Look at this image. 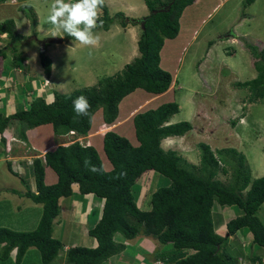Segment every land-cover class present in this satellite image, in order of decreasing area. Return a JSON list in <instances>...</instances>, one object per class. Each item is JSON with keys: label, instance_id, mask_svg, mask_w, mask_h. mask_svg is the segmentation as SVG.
<instances>
[{"label": "trees", "instance_id": "obj_1", "mask_svg": "<svg viewBox=\"0 0 264 264\" xmlns=\"http://www.w3.org/2000/svg\"><path fill=\"white\" fill-rule=\"evenodd\" d=\"M143 1L151 12L170 0ZM195 1L174 0L168 11L146 14L137 39L139 54L121 71L101 78L95 85L68 93L53 92L51 102L37 96L32 98L29 106L17 108L12 114L0 112V135L11 121L17 120L24 125L23 129L50 124L55 135L74 130L78 136H85L97 110L101 109L104 123L112 124L118 116L120 101L134 90L140 88L148 93H164L173 79L172 74L161 67V49L165 39H174L178 35L180 16L185 7ZM252 1L246 0V3ZM27 7L31 8L29 5ZM102 13L98 27L103 29H108L116 16L123 18L120 11L111 16L106 3ZM27 18L33 28L37 26L35 12ZM120 20L119 23L125 26V22ZM0 34L8 37L7 44L0 48V58L5 59L10 55L17 60L20 53H17L14 44L24 42L26 35L15 31L12 19L0 22ZM65 38L74 40L67 34ZM9 48L11 52L7 50ZM45 48L38 55L44 73L49 77L52 62ZM250 50L255 57L253 67L257 74L251 80L233 84L248 89L247 100L251 103L264 99V48L251 45ZM80 95L85 96L91 106L88 116L76 117L73 111L72 101ZM178 112L179 104L175 101L137 112L132 118L138 142L136 145L124 135L107 130L102 137V148L111 163L109 170L104 168L93 145L78 141L67 145L57 144L54 149L32 158L30 175L34 179V190H30L22 174L9 168L27 187L22 195L40 203L42 211L32 230L0 227V259H7L16 248L13 258L16 264H21L30 247L37 248L43 264H49L58 256L64 244L53 237V223L60 212L59 199L70 196L74 184H77L79 193H92L103 200V204L99 220L88 230L89 236L95 238L96 246L67 248L66 264H104L125 247L122 242L115 241L117 233L125 239L144 235L155 238L161 244L171 243L173 249L167 262L173 264H237V260L223 249V243L238 230L250 233L251 244L264 251V224L256 215L264 202V175L253 179L246 156L233 147L212 150L209 144L200 142L198 164L188 162L176 150L162 149L161 140L183 136L193 127L188 121L169 123L170 118ZM17 133L22 141H27L23 130L19 129ZM1 142H5L3 136ZM86 158L91 165L103 171L93 173L86 169ZM46 166L56 173L55 183H45ZM121 171H125L126 176L113 179ZM148 171L167 177L170 183L152 191L149 209L142 210L133 195V187ZM219 173L226 175L224 181L218 178ZM11 191L18 193L14 189ZM215 204L236 206L241 211L226 222V235H220L215 230L212 213ZM258 260L262 263V257H258Z\"/></svg>", "mask_w": 264, "mask_h": 264}, {"label": "rangeland", "instance_id": "obj_2", "mask_svg": "<svg viewBox=\"0 0 264 264\" xmlns=\"http://www.w3.org/2000/svg\"><path fill=\"white\" fill-rule=\"evenodd\" d=\"M29 1L32 9L26 8L27 0H8L6 5L4 3L0 5V18L13 20L15 17L17 23L22 20L18 23L19 28L24 25L23 16L28 17L35 12L34 6L36 8L37 26L33 28L30 22V31L26 33L24 42L19 41L14 44L18 54L27 51V48H22V46L33 48L36 53L40 52L41 48L37 45L36 39L41 40L50 36L52 32V26L47 22L48 9L52 0ZM105 2L111 16L120 11L123 18L116 16L108 29L98 27L93 30L100 37L97 46L92 48L82 46L78 41L67 40L64 33L56 36L63 38L62 43L46 45L45 53L51 59L53 66L51 80L62 85L60 90L63 92L61 93L95 85L101 78L121 71L139 54L137 39L140 33V22L138 21L150 12L144 1L109 0L108 2L105 0ZM102 15L101 10L100 17ZM120 19L125 22V26L119 23ZM179 24V33L176 36L178 39H165L160 52L161 67L172 72L177 84L174 81L173 86L170 85L169 90L167 89L158 97H154L158 94L148 93L140 88L134 90L119 104L118 117L113 126L104 124L101 109L97 110L92 118L90 133L101 128V131L99 130L101 135L107 130H114L136 145L138 142L134 134L133 116L137 112L155 108L162 103L175 101L179 104V112L170 118L169 123L188 121L193 127L183 136H172L161 140L162 149L176 150L188 162L198 164V143L200 142L209 144L212 150L233 147L246 156L253 179L264 175V99L250 103L247 100L248 89L233 84L238 81L251 80L257 74L253 67L255 57L252 55L250 46L254 45L258 49L264 48V0H253L250 4H247L246 0H223V2L196 0L185 7ZM15 31H17L16 28ZM7 50L11 52V48ZM36 56L38 57V54ZM18 58H21V55ZM41 70L46 76L43 68ZM47 84H49L48 80L37 89L36 94L42 97L40 91L42 86L45 87ZM44 99L46 102L52 101L51 97L45 96ZM4 110L5 107L1 111ZM23 126L19 123L15 131L21 129L25 136L30 135V131H27V128L23 129ZM43 128L47 129V126ZM30 137L27 141H30L31 145L27 141H21L19 137L15 138L17 139L15 143L5 140L8 144L5 147L7 154L21 153L26 147L30 149V146L35 145L33 142L41 148L47 143L45 140L49 138L47 130L44 135L38 132ZM64 139L59 142H63ZM90 140L91 145L97 149L104 168L108 170L111 163L103 151L102 136L93 137ZM35 149L40 153L43 151V149ZM10 162L0 160V183L5 187L22 185L27 190L19 177L10 172V168L12 171L24 174L27 184L35 187L34 179L30 178L26 170L29 167H23L20 163L18 169L13 166L12 161ZM218 178L224 181L226 175L219 173ZM169 183L170 180L167 177L155 171L146 172L133 187V195L137 198L139 207L142 210L149 209L150 193ZM6 196L14 202L18 198L17 195L5 191L0 194V205ZM64 200L67 202L70 198ZM99 200L102 204V200L100 198ZM214 206L215 230L220 222L225 224L227 221L225 219H231L241 213L236 206L227 208L221 206L224 209L220 214V205L215 204ZM1 210L3 209L0 206V227L21 231L20 228L23 225L20 226L14 220L15 217L5 216L6 213H2ZM33 215L37 216L35 213ZM256 215L264 224V202L258 208ZM71 218L64 221L62 233H59L58 239L62 242L70 243L73 234L69 232L80 228V225H75ZM33 222L36 221L33 220ZM217 233L224 235L226 232ZM115 236L121 235L117 233ZM72 239L74 240L73 236ZM153 239L159 248L160 242ZM246 239L247 237L237 233L223 243V249L234 257L238 264H252L250 258L260 256L261 252L264 256L261 248L250 244ZM91 240V236L86 237L85 240L78 235L75 237V241L83 246L89 245ZM35 250L26 253L21 264H43L37 248ZM32 252L38 254V257L33 256ZM30 254L31 256L28 257ZM59 254L53 264H64L61 260L64 259V254L62 251ZM143 257L145 256L142 255L141 258ZM239 259L242 260L241 263ZM0 264H16L12 253L10 252L7 259H0Z\"/></svg>", "mask_w": 264, "mask_h": 264}, {"label": "crops", "instance_id": "obj_3", "mask_svg": "<svg viewBox=\"0 0 264 264\" xmlns=\"http://www.w3.org/2000/svg\"><path fill=\"white\" fill-rule=\"evenodd\" d=\"M35 1H37V0H35ZM107 1L109 2V0H107ZM220 2H223V0H220ZM2 3H4V5H6L8 3V0H3V2H0V5ZM26 5H31L29 0H27ZM34 10L36 13L35 6H34ZM23 17H24V22H23L24 25L21 26L20 28H19L18 23H20L22 20L20 22L18 21V23H17V21L14 17L13 21L15 22L14 26H15L17 32L19 34L23 33L22 35H26V33H29V31H30V21L26 16H23ZM4 20H6V19L0 18V22L4 21ZM45 32H48V31L45 30ZM1 39H3V40L1 41ZM174 39L176 40V39H178V37H175ZM7 41L8 40H7L6 34H0V46L6 45ZM22 48H27V51L26 52L23 51L22 53H20L21 58H18L17 60H14L13 58H11L10 55H8V57L5 59L0 58V112L4 115H9V114L14 113L17 110V108L29 106V103L32 100V98L39 96L38 94H36L37 89H39V87H41V85H43L46 82V80H48L49 84H47L45 87L42 86V90L40 91V93H41L40 95H42L43 98H45V96H47V98L51 97L53 100V92H55V91L63 92L60 90L62 88L61 87L62 85L60 83L52 82V80H51L52 79V73H53L52 64H51V66H52L51 74L49 75V77L44 76V74L41 70L42 66H41L40 61H39V55H38V57L36 56L38 53L35 52V49L28 48L26 46H22ZM12 60H14V61H12ZM171 74H172V72H171ZM172 79L173 80L171 83V87L173 86V82L175 81L173 74H172ZM175 82L177 84V81H175ZM161 94L155 95L154 97H158ZM127 96H125V97H127ZM122 100L120 101V103L122 102ZM4 107H5V110L1 111L4 109ZM128 113H129V111H128ZM114 122L112 124H106L104 122L103 123L106 125H109V126H113ZM19 123L20 122H18L17 120L11 121L8 124V127L2 133V135H0V160H2V161L8 160L9 162L12 161V164H14L13 166H16L18 169L20 168L19 164L22 163L23 167L24 166L29 167L26 169L29 174H31L30 162L34 156L43 155L47 150L54 149L57 144H65L66 145L69 143L68 142L69 138L67 137L68 133H65L62 135H55L53 133L51 125L45 124V125H41V126H38L35 128H27V131L28 130L30 131L29 134L30 135L33 134V136L38 132H42L44 135L46 130H47L49 138L46 139L47 141L45 140V142H47L45 145H43L41 148H38L37 143L33 142L37 146L32 145L33 147L30 146V149H29V147H26L24 150H22L21 153L17 152V153H13V154H7L5 147L8 146V144H6L5 142H4V144H2L1 136H3V138L7 142L12 141L13 143H15V141H17V139H15V138L18 137V136H16L18 130L15 131V128L19 125ZM45 126H47V129L43 128ZM38 129H40V131H38ZM99 130L101 131V129H99ZM99 130L98 129L94 130L93 133H90L91 131L89 130L88 134L83 136L84 142L86 144H92V141L90 140L91 138L99 137V136L103 137V134L102 135L99 134V132H100ZM30 135H26L27 140H28V138H31ZM62 137L65 138L64 141L59 142V140L60 141H61V139L63 140ZM43 139H44V136H43ZM27 142L30 144V141H27ZM35 148H37L39 150L43 149V151L40 153ZM262 169H263V167L261 168V170ZM20 172H22V171H20ZM22 175H24V174H22ZM30 178H32L31 175H30ZM44 181L46 184H52V183H55L57 181L56 173L48 166L45 167ZM0 185H1L0 190H3L2 192H0V194L5 192V191H8V192L18 196V198L16 199V202L12 201L11 198L6 196L4 201H2L1 205H0L1 209H3V210H1V212L2 213L5 212L6 213L5 216H12L13 218L15 217L14 220L20 226L23 225L20 228L21 231H28V230L34 229L37 225V221L40 218V215H41L40 212H41L42 205L40 203H35L31 199L23 196L22 193L25 192L26 189H24L22 185H20V186L17 185L16 187H8V186L5 187V185L2 183H0ZM13 189L18 191V193L12 192L11 190H13ZM72 189H73V193L70 196L62 197L59 199L60 212H59L58 216L54 219V223H53V236L56 235V236H54L56 238H58L59 233L60 234L62 233V229L64 227V221L69 220L72 216H73V218H71L72 222L75 225H80V228H78L77 230L69 232V234H71V233L73 234V235H71L70 243L63 242L64 248L61 251L64 254V257H63L64 259H61V260H63L64 264H66L65 263V251H66V249L69 247H72V246L80 245V243L78 241H75V237L77 235L80 237H83L84 240L86 239V237L89 236L88 230L91 227H93L97 223V221L99 220L100 215H101L102 204H103V200H102V204H101L99 198L95 197L92 193H87V194L79 193L77 184H74L72 186ZM30 190H34V187L30 186ZM65 198H70V200L65 202V200H64ZM25 202H26V205L24 204ZM214 207L215 206H213V208ZM224 208H227V207H224ZM224 208L220 206V211H219L220 214H221V212H223L222 209H224ZM34 213L37 214V216H34L33 215ZM212 213L214 215L215 212L212 211ZM33 220H35L36 222H33ZM226 220L228 221L229 219H225V221ZM226 222H225V224L220 222L219 225H216L217 226L216 232L224 231V233H225L227 231ZM223 226H225L226 231H225V228L223 229ZM237 233H240L241 236H243V237H247L246 240H248V242L251 244L252 237H251L250 233L242 232L240 230H238L235 234H237ZM74 234H76V235H74ZM235 234L230 236V238L235 236ZM220 235H223V234H220ZM72 236L74 237V240L72 239ZM91 238H92L91 243L89 245H87V247L96 246L95 238H93V237H91ZM115 241L122 242L125 245V247L120 253L111 256L107 261L104 262V264H170V262H167V261H168V255H170V251L173 249V245L171 243H167V244H161L160 243L159 248H157L158 245L154 241L153 237L151 238L149 236H144V235H137L136 237H134L132 239H125V238H122L121 236H115ZM80 246H83V245H80ZM30 248H32V249L30 250ZM30 248L28 249V251L26 253H29L30 251H36L35 250L36 247H30ZM14 251H15V249H13L11 251L12 256L15 253ZM32 255L35 257H38V254H36L35 252H32ZM58 255H60V254H58ZM142 255H144L145 257L141 258ZM25 256H26V254L24 255V257ZM30 256H31V254L28 257H30ZM258 257H262V263H264V256L262 255V252H261L260 256H256V257L252 256L250 258V262L252 264L255 262H256V264H262L259 262ZM55 259L53 261H51L49 264H53ZM239 260L241 263V259H239ZM237 264H238V262H237Z\"/></svg>", "mask_w": 264, "mask_h": 264}, {"label": "clouds", "instance_id": "obj_4", "mask_svg": "<svg viewBox=\"0 0 264 264\" xmlns=\"http://www.w3.org/2000/svg\"><path fill=\"white\" fill-rule=\"evenodd\" d=\"M104 4L105 0H52L47 14V22L52 26L50 36H61V33H64L78 41L82 46L89 48L97 46L100 42V37L93 30L98 27L100 13ZM72 106L76 117L89 115L91 106L85 96L80 95L74 98ZM77 136L78 134L75 132V135L70 137L75 138ZM78 137L83 140V135ZM84 166L93 173L103 171L102 168L91 165L90 160L87 158L84 160ZM124 176H126V172L121 171L113 179H120ZM14 249L16 250V248Z\"/></svg>", "mask_w": 264, "mask_h": 264}, {"label": "water", "instance_id": "obj_5", "mask_svg": "<svg viewBox=\"0 0 264 264\" xmlns=\"http://www.w3.org/2000/svg\"><path fill=\"white\" fill-rule=\"evenodd\" d=\"M174 0H170L166 5H162V6H159L157 8H154L151 10L150 14L151 13H157V12H165V11H168L171 4L173 3ZM144 21H145V18L143 17L142 19H140L138 22H140V27L143 28L144 26ZM36 42L38 44V46L41 48V50L44 49V47L46 46V44L48 43H62L63 42V38L62 37H53V36H47L41 40H37L36 39Z\"/></svg>", "mask_w": 264, "mask_h": 264}, {"label": "built area", "instance_id": "obj_6", "mask_svg": "<svg viewBox=\"0 0 264 264\" xmlns=\"http://www.w3.org/2000/svg\"><path fill=\"white\" fill-rule=\"evenodd\" d=\"M73 135H75V132H74L73 130H70V131L68 132V134H67V137L69 138V140H68L69 143H71V142H73V141H78V142L84 144V143H83V140H82L81 137H78V136L75 137V138H71V137H70V136H73Z\"/></svg>", "mask_w": 264, "mask_h": 264}]
</instances>
